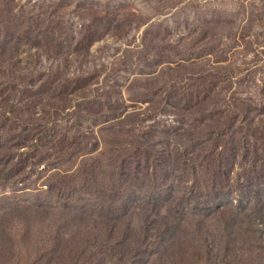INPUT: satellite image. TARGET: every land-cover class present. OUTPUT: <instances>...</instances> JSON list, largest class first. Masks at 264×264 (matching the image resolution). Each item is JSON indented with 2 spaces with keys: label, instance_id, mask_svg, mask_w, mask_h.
<instances>
[{
  "label": "rangeland",
  "instance_id": "obj_1",
  "mask_svg": "<svg viewBox=\"0 0 264 264\" xmlns=\"http://www.w3.org/2000/svg\"><path fill=\"white\" fill-rule=\"evenodd\" d=\"M0 264H264V0H0Z\"/></svg>",
  "mask_w": 264,
  "mask_h": 264
}]
</instances>
